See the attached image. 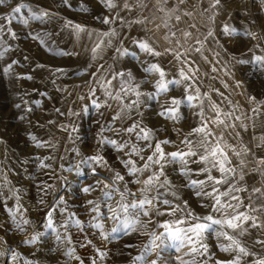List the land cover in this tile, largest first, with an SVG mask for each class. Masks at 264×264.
Returning <instances> with one entry per match:
<instances>
[{"label":"rangeland","instance_id":"374dc122","mask_svg":"<svg viewBox=\"0 0 264 264\" xmlns=\"http://www.w3.org/2000/svg\"><path fill=\"white\" fill-rule=\"evenodd\" d=\"M172 1L177 5L174 22H167L171 28L168 32L159 28L162 27L159 19L143 20L131 0H112L116 5L114 8L105 7L100 0H6L0 5V253H3L0 264H81V261L83 264H151L153 260L157 264H192L193 256L187 255L189 248H180L170 239L144 260L135 261L150 240L148 235L141 233L154 230L153 224H147L148 217H140L147 227L137 224V231L112 233L111 229L121 227L125 218L128 222L135 219L132 210L127 215L121 213L119 220H113L107 205L117 207L120 193L113 192L110 198L104 197V191L109 189H103V184L90 193L83 189L97 179L111 185L112 180L106 178L113 172L125 175V180L134 179L126 175L128 170L122 161L131 159L137 167L145 161L136 154L127 155L130 147L121 151L114 144L98 142L105 139L119 145L128 141L129 146L135 144L138 149H143L140 155L146 160L153 148L146 147L148 141L137 139L139 129L133 133L123 131L135 123L153 132V146L159 141H171L161 145L165 153L187 151L181 140L197 126L200 101H203L206 117L215 116L210 111L211 104H217L222 113H232L230 120L236 124L235 129L225 131L223 125L217 128L212 124L209 127L217 135H223L221 146L227 142L241 153L237 157L231 148L224 149L231 160L226 166L236 167L238 174L241 167L243 169L244 179L237 186L248 189L236 193L242 202L236 211L256 216L260 223H264V211L254 212L245 207L250 202L249 197L253 208L264 204V197L252 192L254 187L264 191V164L257 162L264 158V141L261 140L264 137V105L260 104L264 102V63L255 60L256 56L264 57V0H220L215 7L212 6L215 0ZM125 2L130 10L123 9ZM16 7H20L19 13L14 11ZM42 12H48L49 16L43 20L33 19L34 13L39 15ZM103 18L114 22L102 23ZM134 20H143L144 23H127ZM68 21L84 26L85 31L77 33L73 26H66ZM137 28H141L139 32ZM112 30L117 33L115 37L99 35ZM210 31L213 36L207 35ZM191 32L193 36L185 35ZM248 32L255 35L248 36ZM37 36L39 39L33 38ZM133 38L148 39L161 53L165 49L184 53L189 63L178 62L171 53L155 58L148 56L131 42ZM100 39L105 44L111 39L112 44L103 48L102 58L93 59L92 48ZM197 41L203 44L201 52L195 51L201 47ZM117 47L126 48L129 54L120 55L116 52ZM145 60L160 63L167 73L166 80L183 82L169 85L167 93L142 95L138 109L134 105L131 111L121 113V119L113 120L121 105L129 104L136 96L131 92L127 96L121 93L122 100L118 101L107 96L100 85L111 80L108 91L115 96L120 91V83L111 79V73L130 71L135 81H149L140 84V92H156L154 85L158 74L149 75L143 71L142 62ZM109 66L111 71L105 72ZM181 69L192 79L183 80ZM28 76L32 78L28 79ZM101 76L106 79L100 80ZM188 84L193 88L187 94L196 95L195 89H199V99L191 102L194 106L187 101L182 103L176 113L179 119L159 115L168 107L171 97L184 99ZM90 89H95V96L90 95ZM251 97L255 100H250ZM92 100L101 107L93 106ZM105 101L111 107H107ZM254 108L259 111L253 112ZM237 116L239 120L235 119ZM221 118L228 122L229 118L223 115ZM101 125L104 126L102 132ZM241 125H246L247 129ZM33 136L36 140L32 139ZM189 139L195 140L196 137ZM97 152L107 161V168L92 161L83 162ZM241 159L245 164L237 167ZM198 167L189 164L193 170ZM93 168L98 175L92 174ZM156 168L158 166L152 170ZM165 174L178 189L180 199L186 200L192 211L201 216L212 214L218 217V213L201 206L208 204V199L197 197V189L188 183L189 179H205L206 174L193 172L190 177L185 176L179 163L167 164ZM147 175L148 172L140 175V184H127L135 194L128 195L127 200L136 202L144 198L140 189L145 187L142 181ZM212 175L220 174L213 169ZM124 186L123 181L116 182L120 191ZM155 194L153 188L148 198ZM89 200L99 203L98 212L91 211L93 205L88 204ZM231 203L235 205L237 201ZM53 208L49 227L47 213ZM146 210L150 211L147 207ZM228 211L231 213L232 209ZM175 219L172 216H152V220L159 223ZM24 220L29 223L23 224ZM97 222L104 225L102 230L89 226ZM250 223L244 225L248 233L241 240L247 241L249 250L255 255L242 256L241 264H253L254 260L264 258V244L254 243L257 239H264V229L251 228ZM173 227L186 225L174 224ZM218 229L219 226L213 225L212 230L204 234L202 242L207 245V253L195 255L198 264H217L236 255L235 252L221 251L220 245L229 242L217 237ZM155 231L164 230L156 227ZM34 238L35 242L29 243ZM89 240L91 244L87 243ZM69 252L71 256L67 255Z\"/></svg>","mask_w":264,"mask_h":264},{"label":"snow or ice","instance_id":"6c2138e0","mask_svg":"<svg viewBox=\"0 0 264 264\" xmlns=\"http://www.w3.org/2000/svg\"><path fill=\"white\" fill-rule=\"evenodd\" d=\"M6 0H0V5L5 4ZM100 2L107 8H114L116 5L112 2V0H100ZM166 2V0H165ZM183 3V0H180ZM220 4V0H215V3L212 5L215 7L216 5ZM123 9H129L130 6L127 2L123 4ZM20 7H16L14 9L15 12H20ZM163 9H161L162 11ZM187 14V13H186ZM49 16L48 12H42L39 15L33 14V19L43 20L44 17ZM177 20L180 19L179 16L176 17ZM102 23H113V20L108 18H103ZM27 23V21H25ZM129 24H143V20H134L128 21ZM66 26H73L77 33L85 31L84 26L80 24L73 25L72 21H68ZM227 31V29H226ZM234 31V30H233ZM101 37H115L117 35L115 30L103 32L99 34ZM175 35V33H173ZM185 35H190V33H185ZM208 36H213V33L210 31ZM248 36H254V33L248 32L246 33ZM34 39H39V37H33ZM207 38V37H206ZM133 44H136L138 48L145 52L148 56L153 58L160 57L162 55H166L171 53L174 58L178 62L182 63H189V60L184 53L180 52H173L172 49H165L164 53L157 51L152 44L149 43L148 39L141 38H133L131 41ZM201 43L200 41H197ZM40 43L43 44L44 41L41 39ZM112 44V40L109 39L105 44L103 39H100L95 46L92 48V58L96 59L98 56L102 58V51L103 48L109 47ZM203 44L201 43L200 48H196V52H201ZM116 52L120 55H127L128 50L126 48L117 47ZM62 54H69V53H62ZM216 55H219L218 53ZM115 58V57H114ZM205 59H207L205 57ZM255 60L260 63H264V57L256 56ZM239 63H247L248 61H238ZM194 63V62H193ZM38 67H43V65H38ZM143 71L149 75L158 74V79L155 81V89L157 90L154 93H142L138 89L140 84H147L149 81L147 79L141 81H135V77L133 76L132 72H112L111 79L112 80H119L120 83V91L113 96L111 91H108V88L111 86V80H107L106 83L101 84L100 86L104 89L105 94L115 100L121 101V93L125 96L131 92L136 96L135 100H132L129 104H122L119 111L112 117L113 120L121 119V113L125 112V110L131 111L133 106L135 105L136 108H139L141 103L140 97L142 95H151L155 96L158 93H167L169 90V85H179L183 81L182 80H175V79H165L166 78V71L163 67H161L160 63H153L150 61H143L142 62ZM99 68L103 69V65H99ZM58 72L64 71L63 69H56ZM105 72L111 71V66L108 69H104ZM180 75L183 77V80H191L190 76L185 75L183 69L180 70ZM31 79V76L27 77ZM126 78V79H125ZM104 76L100 77V80H105ZM100 83V81H97ZM193 85L188 84L185 87V96L184 99H180L177 97H171L168 101V107L164 108L163 111L159 113L161 116H165L168 119H179L177 116V110L179 106L187 101L190 106H194L191 104L192 101L199 99V89H195L196 95L187 94L189 89H192ZM218 91V90H217ZM219 95L223 96L222 93H218ZM90 95L95 96V89H90ZM83 98V97H81ZM250 100H255V97H251ZM93 106L96 108H100L101 105L98 104L95 100H92ZM104 104L107 107H111V105H107L105 101ZM260 104L264 105V102H260ZM200 110L197 112V116L199 117L197 126L193 127L189 133H187L181 143L186 145L187 151H175L170 153H165L163 148L161 147L162 144H168L171 141L163 140L157 142L154 146L151 143L153 139V132L150 129L141 128L139 123H135L132 126L127 127L123 131L127 133L137 132V139L148 141L149 143L146 145L148 148H153L152 154L149 155L146 160L145 157L141 156L140 153L143 149H138L135 144L129 146L128 141H124L119 145H116L115 141L112 140H105L101 139L98 143H110L114 144L119 150H123L125 147H130L129 153L127 155L131 156L132 154H136L141 160L145 162L141 167H137L135 161L131 159H125L122 161L124 167L128 170L126 175L129 177H133L134 179L125 180V175H121L119 172H113L112 176L107 177L106 179H111L112 184L109 185L107 183H103L101 179H97L94 184L89 185L83 189L85 193H90L95 191L97 187L103 184V189H109V191H104V197L110 198L113 192L120 193V201L117 202V207H112L110 204L107 205L109 212L111 213V219L119 220L120 214H129L130 210H132V214L135 216V219L132 222H128L125 218L121 221V227H113L111 229L112 233H117L121 230L125 231H137L136 225L143 224L144 227H147V224H153V231L149 233H141L142 235H148L150 240L147 244L144 245L143 254L136 256L134 258L135 261H142L145 257L157 249L161 248L166 240H171L173 242H177L180 248L188 247L189 252L187 255L193 256L192 264H198L195 260V255L200 254L204 255L207 253V245L204 244L202 241L204 239V234L212 230L213 225L219 226V229L216 232L218 238H223L224 240L228 241L229 243L220 245V249L223 252H235L236 255L229 260H221L218 261L217 264H241L242 256H254L255 253L249 250L247 246V241L241 240V237H245L248 233V228L244 227L246 223L249 221L250 227L255 229H264V223H260L258 217L256 216H249L247 213L244 212H237L241 206L240 197L236 195L239 192H247L248 189L243 186H237L240 181L244 179V172L241 166L245 164L243 159L239 160V164L237 167H241L239 174L237 173L236 167H228L226 165L231 164V160L228 159V154L225 152V148H231L234 155L237 157L241 156L240 152H236L231 145L224 143L221 146V141L224 140L223 135H217L212 128L209 127V124L215 125L219 128L223 125V129L226 131L228 129H235L236 124L232 123L230 118L232 116L231 112H221L220 107L217 104H211L209 106L210 111L215 113V116H205L203 101H200L199 104ZM253 112H258L259 108L252 109ZM103 115V113H101ZM223 115L225 118H229L228 122L225 119L221 118ZM236 120H239L240 117H235ZM242 127L247 129L246 125H241ZM104 130V126L101 125V132ZM109 131L112 130L111 127L108 129ZM75 131V129H73ZM195 136V140L189 139V137ZM33 140H36V137H32ZM261 140L264 141V137H261ZM37 146L43 147V144H38ZM247 151V149H245ZM88 161H92L98 166L101 167H108L107 161L104 159L102 155L97 152L96 155L86 157L83 161L87 163ZM259 164H264V158H261L257 161ZM169 163H179L181 165V172L185 176H191L193 172L196 175L206 174L205 179H189V185L197 189L195 195L197 197L207 198L209 203L201 205L202 207H208L211 209V212L218 213V217H214L212 214L207 215H199L196 214L194 211L191 210L188 202L186 200H181L178 196V189L174 185L173 181L168 178L165 174V167ZM197 164L200 167L193 170L189 168V164ZM154 166H158L155 170H152ZM215 169L220 175L213 176L212 170ZM258 171V169H257ZM145 172H148L146 178L142 181L145 187L141 188L140 191L143 193L144 198L138 199L136 202H132L127 200L126 197L128 195H135L131 193V190L127 187L128 183L133 184H140V175H143ZM93 175H98L96 169H92ZM140 174V175H137ZM163 178V179H161ZM117 181L124 182V190L120 191L119 187H116ZM156 189V194L153 195L151 198H148V193L152 191V189ZM223 188V190H221ZM102 189V190H103ZM163 189L164 191H161ZM210 189V190H207ZM253 193H259L261 197H264V191L260 188H253ZM171 197V198H166ZM237 201L235 205L231 203V201ZM179 201V202H175ZM249 204L245 205L246 208L251 209L254 212H261L264 211V204H261L259 207L253 208V201H251V197H249ZM61 202H63L61 198ZM88 204L93 205L91 211L98 212L99 210V203L93 200H89ZM146 207L150 209L146 210ZM228 209H232V212L229 213ZM55 209H50L47 213L49 227H51L52 223V212ZM177 213L180 215L177 216ZM156 217H164V216H172L176 217L175 220L168 221L165 220L163 223L154 222L152 220V216ZM148 217L147 224H144L141 221L140 217ZM95 219V218H94ZM23 224H28L29 221L24 220ZM79 224V221H76ZM174 224L186 225V227H173ZM90 227H95L96 229L102 230L104 225L102 223H95L94 225H89ZM20 227V225H18ZM159 227L163 229V232L157 233L155 228ZM231 230V232L229 231ZM59 239V237H57ZM107 238V237H105ZM35 238L33 241H29V243H34ZM91 244L89 240L87 242ZM255 244H264V239H257L254 241ZM126 247H136L135 245H126ZM99 251V250H98ZM3 255V253H0ZM67 255L71 256L72 253L69 252ZM101 255H106V253H101ZM15 257H13L14 259ZM79 259V257H77ZM81 264L83 262L81 261ZM151 264H157V261H151ZM187 264V262H185ZM253 264H264V258L257 259L253 261Z\"/></svg>","mask_w":264,"mask_h":264},{"label":"crops","instance_id":"0c3cea01","mask_svg":"<svg viewBox=\"0 0 264 264\" xmlns=\"http://www.w3.org/2000/svg\"><path fill=\"white\" fill-rule=\"evenodd\" d=\"M132 4L136 8L138 14L143 20L147 21H155L156 19H159L160 25L159 28L168 29L171 28L168 27L167 22H174L173 15L175 14V5L177 3L173 2L172 0H131ZM161 9H163L161 11ZM168 16V17H166ZM158 22V21H157ZM173 27V25H171ZM141 28H137V32H139ZM191 36H193V33H190ZM141 91V89H139Z\"/></svg>","mask_w":264,"mask_h":264},{"label":"bare ground","instance_id":"6f19581e","mask_svg":"<svg viewBox=\"0 0 264 264\" xmlns=\"http://www.w3.org/2000/svg\"><path fill=\"white\" fill-rule=\"evenodd\" d=\"M52 49V48H51ZM46 50V49H45ZM53 50V49H52ZM41 50H39V52H40ZM41 53V52H40ZM47 53H49V52H47ZM46 53V54H47ZM47 55H49V54H47ZM35 59V58H34ZM39 59H40V57H39ZM55 60V59H54ZM56 63H58V61H56ZM18 154V153H17ZM42 254V253H41ZM48 254V253H47Z\"/></svg>","mask_w":264,"mask_h":264}]
</instances>
